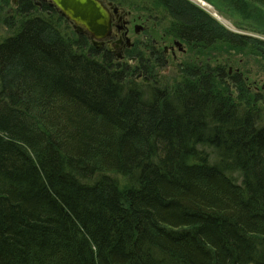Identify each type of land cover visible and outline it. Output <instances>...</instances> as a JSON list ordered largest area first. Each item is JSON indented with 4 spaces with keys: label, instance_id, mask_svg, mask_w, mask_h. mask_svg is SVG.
<instances>
[{
    "label": "trees",
    "instance_id": "16d2710c",
    "mask_svg": "<svg viewBox=\"0 0 264 264\" xmlns=\"http://www.w3.org/2000/svg\"><path fill=\"white\" fill-rule=\"evenodd\" d=\"M111 1L194 56L166 76L153 46L119 60L47 5L0 0V264H264V94L230 68L264 63V39L189 0ZM205 1L264 32V0Z\"/></svg>",
    "mask_w": 264,
    "mask_h": 264
},
{
    "label": "flooded vegetation",
    "instance_id": "af4514ba",
    "mask_svg": "<svg viewBox=\"0 0 264 264\" xmlns=\"http://www.w3.org/2000/svg\"><path fill=\"white\" fill-rule=\"evenodd\" d=\"M22 0H10L13 7H16ZM39 10L44 5L54 9L60 16L59 10L51 4L50 0H29ZM108 8L111 14V30L110 33L101 39L98 51H107L112 53L119 60H128L131 63L137 61L134 55H129L133 48L149 52L148 47L153 46L156 50H160L164 65L161 69L171 67L179 72V55L186 51V41L174 35L171 29L163 27L159 24L158 18L151 15L144 9H137L134 6L120 5L111 0H101ZM15 9V8H14ZM10 12L14 11L12 8ZM49 14L50 11L46 10ZM63 17V16H62ZM76 34L85 35L91 42L89 35L84 29H79L74 24L63 17ZM92 44V42H91ZM93 45V44H92ZM149 58V57H148ZM140 74V73H139ZM141 76L136 79H143ZM149 81V80H148ZM147 81V82H148Z\"/></svg>",
    "mask_w": 264,
    "mask_h": 264
},
{
    "label": "rangeland",
    "instance_id": "374dc122",
    "mask_svg": "<svg viewBox=\"0 0 264 264\" xmlns=\"http://www.w3.org/2000/svg\"><path fill=\"white\" fill-rule=\"evenodd\" d=\"M211 6L220 16H222L224 19L227 20L228 24H224L221 21H218V19H215V17H213V15L211 14V12L209 10H207L203 7H202L203 9L202 8L201 9L204 10L208 15H210L221 26L225 27L226 29L228 28L231 30H237L239 32L251 34L254 36H258L261 39H264V32H261V31L260 32H252V31H246V30L238 29L234 25V21L236 20V18L231 16V14H229V11H227V13H225L219 9H216L213 5H211ZM10 8H12L14 10V8H16V7H13L12 3H9V6L6 7V10H9ZM250 22L252 24H256V25L260 26L261 27L260 29L264 31V10H260V12H258V13H253ZM7 34H8V30L6 29L5 26H3L0 23V39L3 38L4 36H6ZM211 55H212L211 58L215 57V59L218 61H223L226 57V54L224 53L223 48H216L215 50L212 49ZM190 56H194V55H193V53H188L187 48H186V51L179 55V61L181 62L185 57H190ZM231 57L232 58H231L230 64L232 66H230V68L238 70L239 72H241L243 74V76L245 77V80H246V82H247V84L251 90H259L262 92V94H264V63H262V60L257 58L256 55H251L247 52L238 53V54L234 53V54H232ZM194 58L197 59V57H194ZM174 71L171 67H169L167 69L162 68V70H161L162 74L164 73L166 76H169V75L172 76ZM206 150L211 151V149H209V148H207ZM238 181H239V179H238Z\"/></svg>",
    "mask_w": 264,
    "mask_h": 264
},
{
    "label": "water",
    "instance_id": "95a60500",
    "mask_svg": "<svg viewBox=\"0 0 264 264\" xmlns=\"http://www.w3.org/2000/svg\"><path fill=\"white\" fill-rule=\"evenodd\" d=\"M75 27L84 29L96 50L111 30V14L101 0H50ZM141 75L138 74L137 78ZM147 82L148 79L144 78Z\"/></svg>",
    "mask_w": 264,
    "mask_h": 264
},
{
    "label": "bare ground",
    "instance_id": "6f19581e",
    "mask_svg": "<svg viewBox=\"0 0 264 264\" xmlns=\"http://www.w3.org/2000/svg\"><path fill=\"white\" fill-rule=\"evenodd\" d=\"M191 2H193L194 4H196L197 6H199L200 8H205L207 10H209L211 12V14L213 15V17H215V19H218V21H221L222 23L224 24H228L227 20L224 19L222 16H220L213 8L212 6L207 3L206 1L204 0H189ZM199 4V5H198ZM202 8V9H203ZM9 11V10H7ZM228 29V28H227ZM230 31H233V32H236V33H242V32H239L237 30H231V29H228ZM242 34H247V33H242Z\"/></svg>",
    "mask_w": 264,
    "mask_h": 264
}]
</instances>
